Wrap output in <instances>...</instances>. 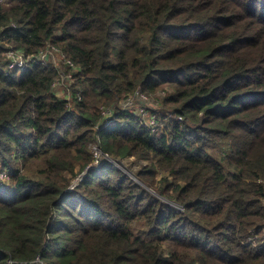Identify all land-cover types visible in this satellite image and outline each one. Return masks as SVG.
Instances as JSON below:
<instances>
[{"label":"trees","instance_id":"trees-1","mask_svg":"<svg viewBox=\"0 0 264 264\" xmlns=\"http://www.w3.org/2000/svg\"><path fill=\"white\" fill-rule=\"evenodd\" d=\"M3 170L0 264H264V0L0 2Z\"/></svg>","mask_w":264,"mask_h":264},{"label":"built area","instance_id":"built-area-1","mask_svg":"<svg viewBox=\"0 0 264 264\" xmlns=\"http://www.w3.org/2000/svg\"><path fill=\"white\" fill-rule=\"evenodd\" d=\"M7 1L8 0H0V2H2V3H7ZM12 26L14 27V24H12ZM54 50H57V48L52 47L49 52L51 53V55H53L54 59L56 60L57 58L53 54ZM6 58L8 60V63H7L6 68H4L5 74H8L9 72H11L13 70H17V69L22 70L25 67L26 58H25L24 52L22 50H16V49L11 47L6 52ZM39 58H40L41 62H45L48 59V56L46 57L45 54L41 53ZM65 61H67L72 67H75L74 63L71 60H65ZM67 78L70 79L71 74H69L67 76ZM64 79H66V77L65 78L63 76L57 77L56 81H55V85L61 84L63 86L65 84L63 86V88H66L67 83L66 82L63 83ZM64 95H65L64 91H62V92L60 91L59 96H64ZM135 97L139 98L142 101V102L140 101L141 106H140V110L139 111L137 110V113L142 117V119L146 122V124L148 126H151L152 129H155L158 126L159 118H157L155 116V114H152L148 110V106L150 105L152 98L149 99V97L147 95L141 94L137 91L133 95H130L129 97H127L126 101H124L122 103V108L124 110L125 109L133 110V106L136 104L134 102ZM100 114L102 116V120H101L102 125H100V128L108 127L109 125L112 124V122H113V110L111 107L101 106L100 107ZM90 150H91V153L93 155V162L85 169L84 174H82L80 176L81 177L80 181L84 178L88 169L100 166L106 162H111L114 164L115 167H119L120 163L116 160L111 159L109 157V155L102 150L101 146L98 144L97 141H93L90 144ZM8 181H9V178H8L7 171H5V170L0 171V182H1L0 185H3L4 183H8ZM172 206L179 211H183V207H181L180 205L172 204Z\"/></svg>","mask_w":264,"mask_h":264},{"label":"rangeland","instance_id":"rangeland-1","mask_svg":"<svg viewBox=\"0 0 264 264\" xmlns=\"http://www.w3.org/2000/svg\"><path fill=\"white\" fill-rule=\"evenodd\" d=\"M162 95H163V93H161ZM160 97H162V96H160ZM150 98H153V97H150L149 96V99ZM127 99V98H126ZM126 99H124L123 101H126ZM154 100H152V101H154V102H156L157 101V99L158 98H153ZM160 99V98H159ZM159 99H158V101H159ZM140 106H141V104L140 103H136L134 106H133V110H140ZM150 110V109H149ZM97 141V140H96ZM122 162H121V164H119V167L118 168H121L124 172H126L130 177H132V178H134V179H136V180H138V177H137V172L143 167V166H145L146 164H147V162L146 161H143V160H137V159H135L134 157H126V158H123L122 160H121ZM84 172L85 171H83V172H81V173H78V175H77V177L76 178H74L73 180H72V182H71V186L69 187V189L68 190H72L75 186H77L78 185V183L80 182V176L82 175V174H84ZM87 174V173H86ZM86 174H85V176H86ZM165 175V173H164V171H160L159 173H158V175H157V180L159 179V178H161V177H163ZM84 176V177H85ZM74 181V182H73ZM139 181V180H138ZM0 184H1V182H0ZM148 189L150 190V191H152V192H154V190L153 189H151V188H149L148 187ZM161 198V197H160ZM161 199H163V200H165L164 198H161Z\"/></svg>","mask_w":264,"mask_h":264}]
</instances>
